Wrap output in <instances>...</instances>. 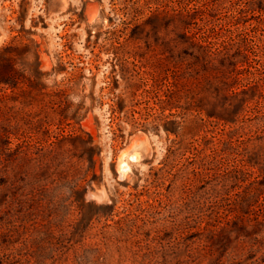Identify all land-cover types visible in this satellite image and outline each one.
<instances>
[{
	"label": "rangeland",
	"instance_id": "rangeland-1",
	"mask_svg": "<svg viewBox=\"0 0 264 264\" xmlns=\"http://www.w3.org/2000/svg\"><path fill=\"white\" fill-rule=\"evenodd\" d=\"M0 264H264V0H0Z\"/></svg>",
	"mask_w": 264,
	"mask_h": 264
},
{
	"label": "bare ground",
	"instance_id": "bare-ground-1",
	"mask_svg": "<svg viewBox=\"0 0 264 264\" xmlns=\"http://www.w3.org/2000/svg\"><path fill=\"white\" fill-rule=\"evenodd\" d=\"M121 162V161H120ZM121 165V164H120ZM130 165V164H129ZM122 166H127V161H122ZM121 167V166H120ZM123 168V167H122Z\"/></svg>",
	"mask_w": 264,
	"mask_h": 264
}]
</instances>
